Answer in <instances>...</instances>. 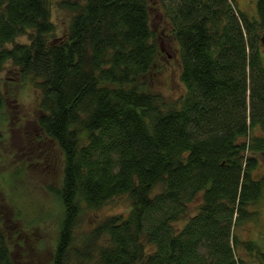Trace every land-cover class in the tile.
<instances>
[{
  "label": "trees",
  "instance_id": "16d2710c",
  "mask_svg": "<svg viewBox=\"0 0 264 264\" xmlns=\"http://www.w3.org/2000/svg\"><path fill=\"white\" fill-rule=\"evenodd\" d=\"M157 1L180 49L175 101L135 85L159 53L150 0H0V71L40 90L37 124L63 154L52 264H264V242L235 234L264 195V0L256 19L233 0ZM54 5L71 13L60 36ZM118 195L127 213L77 231ZM0 264H15L1 220Z\"/></svg>",
  "mask_w": 264,
  "mask_h": 264
},
{
  "label": "rangeland",
  "instance_id": "374dc122",
  "mask_svg": "<svg viewBox=\"0 0 264 264\" xmlns=\"http://www.w3.org/2000/svg\"><path fill=\"white\" fill-rule=\"evenodd\" d=\"M56 2V0H52ZM238 10L256 19V0H233ZM150 28L159 53L148 73L137 79L139 90L160 92L170 101L185 93L180 80V49L172 27L157 0H150ZM71 13L52 7L55 34H64ZM15 43H29L28 34ZM12 43L6 44L11 47ZM131 85H126L129 87ZM40 90L22 79L18 68L8 61L0 71V220L15 264H52V254L63 215L61 187L63 154L55 141L38 126ZM256 134L264 136L258 128ZM257 167L253 177H264V152L255 153ZM200 196L188 204L184 218L173 222L179 229L184 219L196 212ZM130 201L118 195L95 211L86 212L78 232H87L103 218L127 213ZM249 211H259L235 227L240 242H264V195ZM238 253L247 255L238 247Z\"/></svg>",
  "mask_w": 264,
  "mask_h": 264
}]
</instances>
